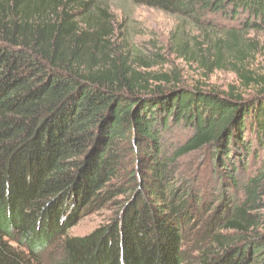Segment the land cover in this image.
<instances>
[{
  "label": "trees",
  "instance_id": "16d2710c",
  "mask_svg": "<svg viewBox=\"0 0 264 264\" xmlns=\"http://www.w3.org/2000/svg\"><path fill=\"white\" fill-rule=\"evenodd\" d=\"M111 1L0 0V264H264V77L246 39L264 0H125L192 22L204 41L177 53L230 67L251 97L151 86L110 44ZM192 154L204 179L181 177ZM118 199L109 224L68 235Z\"/></svg>",
  "mask_w": 264,
  "mask_h": 264
},
{
  "label": "rangeland",
  "instance_id": "374dc122",
  "mask_svg": "<svg viewBox=\"0 0 264 264\" xmlns=\"http://www.w3.org/2000/svg\"><path fill=\"white\" fill-rule=\"evenodd\" d=\"M104 7L109 19L107 21L113 29L114 37L111 36L110 44L128 60L134 70L143 74L151 86L164 82L165 78L160 82L156 80L157 77L164 76L169 81L175 84L180 83L181 87L186 88L198 87L206 91L227 92L229 87L233 86L244 97H251L256 92L254 87L249 89L244 87L230 67L227 70H214L212 73L205 74V68L200 62L186 60L177 53V41L189 39L187 41H190L191 48L194 45L191 39L194 37H198L200 42L204 41L200 31L192 22L146 7L132 6L125 0H112ZM98 20H104V18H98ZM246 39L254 40L258 45L251 59L249 58L247 66L255 75L264 77V33H249ZM188 135L186 129L173 127L167 141L182 145L189 137ZM200 156V154H192L179 161L182 179H188L192 173L194 178L198 179L205 175L207 169L200 162ZM120 201L121 199H118L108 208L84 215L69 230L68 235L82 237L100 226H106L116 216ZM260 211L264 213V208ZM184 248L191 253V257L198 253V250H191V247ZM56 254L57 252L53 250L44 253L43 264H53Z\"/></svg>",
  "mask_w": 264,
  "mask_h": 264
}]
</instances>
